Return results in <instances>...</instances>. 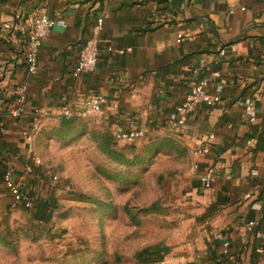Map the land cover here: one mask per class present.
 I'll list each match as a JSON object with an SVG mask.
<instances>
[{"label": "crops", "instance_id": "1", "mask_svg": "<svg viewBox=\"0 0 264 264\" xmlns=\"http://www.w3.org/2000/svg\"><path fill=\"white\" fill-rule=\"evenodd\" d=\"M40 14L63 26L44 39L30 75L25 38ZM4 23L10 30L1 28ZM92 36L100 45L97 64L74 78L79 49ZM201 79H210L207 91L220 102L171 127L175 106ZM19 85L27 88V103L14 117ZM99 100L101 113L90 117L119 152L162 144L165 152H158L181 163L168 187L176 194L170 206L179 233L161 262L264 264V252H255L264 247V0H0V224H47L66 215L59 206L67 202L63 187L51 180L49 168L33 163L24 133L36 128L39 157L44 120H60L62 109ZM130 132L142 136L130 144L114 141L115 134ZM202 148L207 153L194 158ZM7 168L33 198L31 211L4 191ZM207 168L213 170L209 189L200 182ZM250 222L255 228L247 227Z\"/></svg>", "mask_w": 264, "mask_h": 264}, {"label": "rangeland", "instance_id": "2", "mask_svg": "<svg viewBox=\"0 0 264 264\" xmlns=\"http://www.w3.org/2000/svg\"><path fill=\"white\" fill-rule=\"evenodd\" d=\"M93 117L40 124L39 158L58 176L66 215L47 224H0V240L10 245L0 244V264H142L136 258L145 249L166 248L162 260L168 254L179 233L168 187L181 163L153 153L132 170L118 166L107 155L118 149L105 143L107 130ZM136 149L129 157L144 155Z\"/></svg>", "mask_w": 264, "mask_h": 264}, {"label": "built area", "instance_id": "3", "mask_svg": "<svg viewBox=\"0 0 264 264\" xmlns=\"http://www.w3.org/2000/svg\"><path fill=\"white\" fill-rule=\"evenodd\" d=\"M241 11L244 9L241 8ZM104 16L96 18L95 30L101 29L104 22ZM19 21V16L14 17V22ZM12 22V23H14ZM55 26H63L59 24L56 20L40 14L32 20L28 34L25 38L24 45V62L27 67V72L30 75H34L37 71L38 56L44 39L48 36L49 32ZM3 30H10L11 24L4 23L1 25ZM99 41L95 36H92L85 40L79 49L78 58L76 65L73 69V77L77 78L83 74H86L94 69L97 64L99 56ZM119 55H123L124 51H118ZM218 77L217 74H213L212 78ZM210 79L198 80L184 95L182 100L175 106L173 110L172 119L170 126L173 128L181 127L184 125L186 118L195 113V111L200 107L212 108L220 102V98L217 95H211L208 93L207 88L209 86ZM16 108L12 111V116H20L25 112V107L27 103V88L25 85H19L14 90ZM102 100L99 101H85L81 106L75 108H65L62 109L59 117L64 120H83L89 118L92 115H98L101 113ZM252 111V105H248L245 108V112L249 113ZM35 115H41L37 110L33 112ZM250 123H254L255 119L253 117L249 118ZM36 128L31 131L24 133L25 139V149L28 154L32 155L33 163L36 166H42V162L34 152V141ZM142 136L141 132H130V133H118L114 135V141L133 143L138 138ZM212 138V137H210ZM247 144H251L250 141ZM207 153L206 148L197 149L193 152L192 156L198 158L203 154ZM255 175V172H252ZM213 177V170L211 168L205 169L202 173L200 182L203 188L209 189L211 187ZM51 180L53 182L58 181V176L56 174L51 175ZM2 187L4 191L11 196L13 203L21 205L25 210L31 211L33 208V198L28 195L24 190L21 189L19 184H16L13 179L12 170L7 168L2 173ZM248 228H255V223L250 222L247 224ZM226 245H223L224 250H226ZM225 252V251H224ZM257 254H262L264 252L263 248H257L255 250ZM160 264H164L161 262Z\"/></svg>", "mask_w": 264, "mask_h": 264}, {"label": "trees", "instance_id": "4", "mask_svg": "<svg viewBox=\"0 0 264 264\" xmlns=\"http://www.w3.org/2000/svg\"><path fill=\"white\" fill-rule=\"evenodd\" d=\"M63 123L69 124L70 122H72L73 120H64V119H60ZM107 133V140L105 143L109 144L111 139V136L108 132ZM165 150V146L162 144H159L155 147H151L148 149L144 150V155L141 157H137V156H133V157H129V155H126L124 153H121L119 151H114L111 150L107 153V155L109 156V158L114 161L118 166L124 167L126 168V170H132L136 167H140L142 165L145 164V160H147L148 158H151V155L153 153H161L158 151H164ZM165 152V151H164ZM128 178L130 179H134L136 178V175L130 174L128 175ZM132 179V180H133ZM3 240H0V244L9 247L10 245L8 244H4L2 242ZM12 245V244H11ZM157 250V251H155ZM148 252V253H146ZM162 252V253H161ZM167 252L166 248H163L162 250L159 248H149V249H145L143 250L140 254L137 255L136 259H139L140 262L142 264H154V263H158L161 262L163 259V256L165 255V253ZM150 253V254H149Z\"/></svg>", "mask_w": 264, "mask_h": 264}]
</instances>
